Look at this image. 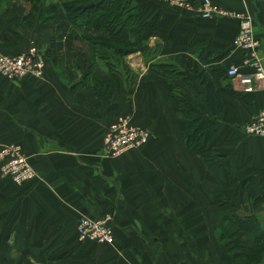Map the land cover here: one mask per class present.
<instances>
[{"label":"crops","instance_id":"crops-1","mask_svg":"<svg viewBox=\"0 0 264 264\" xmlns=\"http://www.w3.org/2000/svg\"><path fill=\"white\" fill-rule=\"evenodd\" d=\"M46 1H0V52L26 51L38 41L35 45L46 53L40 50V79L0 75V146L12 140L22 144L38 173L22 186L13 185L12 239L69 242L62 252L50 247L49 253L36 247L24 252L34 258L57 254L59 264H232L224 259L215 233L181 236L176 229L193 223L191 214L199 208L201 214H195L209 228L210 209L218 206L209 202L210 163L217 165L215 191L227 192L232 180L237 186L234 204L264 193V138L245 132L264 109V79L257 81L254 70L241 65L245 52L235 44L239 20L202 16L203 0H191V10L164 0H134L149 25L142 44L117 57L100 52L102 45L84 43L83 26L65 18L62 5L48 7ZM211 1L253 16L264 65V0ZM151 50L160 59L185 53L200 63L222 98V112L216 116L208 108L207 90L195 68H182L178 60L183 74L165 81L146 62L143 53ZM233 64L241 67L234 78L216 73ZM181 100L194 119L215 122L202 152L194 153L187 144L177 110ZM126 114L135 126L148 129V142L114 159L103 156V137ZM180 170L185 182L179 185ZM108 214L114 246L102 249L77 241L80 215L101 219ZM226 220L219 215L213 222L222 227ZM199 237L213 246L200 256L194 252L205 247L193 242L185 250L164 245L165 240Z\"/></svg>","mask_w":264,"mask_h":264},{"label":"trees","instance_id":"trees-1","mask_svg":"<svg viewBox=\"0 0 264 264\" xmlns=\"http://www.w3.org/2000/svg\"><path fill=\"white\" fill-rule=\"evenodd\" d=\"M93 1H63L64 17L79 22V25H82L86 31L92 30L93 36L84 35L83 37H86L84 39L92 42V45L104 46V49L111 50V54H118L120 57L131 49H136L149 22L137 12L134 0ZM83 19L90 24L83 25ZM130 22L134 24L132 25ZM135 35L141 36L137 43L133 38ZM176 59L181 60L182 68L190 70L195 68L199 72L200 79L207 90V106L214 115L220 114L223 110V101L208 71L201 68L200 63L195 62L185 53H180ZM226 70L227 67H220L216 73L226 75ZM180 73L183 74L182 69ZM182 79V81L188 82L187 78ZM177 110L183 120V134L187 136V144L194 153L202 152L208 147L213 137L212 127L215 122L194 119V112L183 100L178 102ZM205 158L207 161L208 157ZM262 199L261 196L257 197L253 201V205L250 206L248 203H241L238 207L231 204L228 209L223 211L227 215V220L220 229L223 240L221 246L235 264H246L247 262L249 264H264V219L260 215L259 209ZM223 204L226 203L223 202ZM241 209L247 213L240 214Z\"/></svg>","mask_w":264,"mask_h":264},{"label":"built area","instance_id":"built-area-1","mask_svg":"<svg viewBox=\"0 0 264 264\" xmlns=\"http://www.w3.org/2000/svg\"><path fill=\"white\" fill-rule=\"evenodd\" d=\"M174 7L191 10L194 8L193 2L190 0H169ZM199 13L207 17H227L237 18L239 20V31L235 36V44L245 52V58L242 61V66L251 67L254 70V78L257 81L264 79V65L259 57L257 49L260 43L254 37L255 24L252 15L241 12L228 11L220 5H215L211 0H203L199 7ZM42 53L31 42L26 51H19L14 55L0 52V75H3L9 80L16 78H26L29 76L43 77L44 63L41 60ZM241 71V67L237 64L229 65L226 70V75L229 78H234ZM109 128L108 132L103 137V148L101 149L103 156L110 159L119 157L132 147H141L149 140L148 129L137 127L131 122L130 115L119 116ZM247 134L258 135L264 138V109L252 118L249 125L246 126ZM20 147L13 148L9 146L0 151V159L8 155L10 159L6 166L7 172L12 175L15 182L19 183L24 180H31L36 175V170L29 164L26 157L19 153ZM111 216L108 214L101 219L92 216H81L77 219L76 236L84 241H96L100 244L111 241L113 239V227Z\"/></svg>","mask_w":264,"mask_h":264},{"label":"rangeland","instance_id":"rangeland-1","mask_svg":"<svg viewBox=\"0 0 264 264\" xmlns=\"http://www.w3.org/2000/svg\"><path fill=\"white\" fill-rule=\"evenodd\" d=\"M13 1H15V0H13ZM17 1L20 2V0H17ZM63 1H67V0H49V1H46V5H48V7H51L52 6L51 4H53V2L56 3V4L59 3L60 5H62ZM94 1H97V0H94ZM113 1L117 2V1H120V0H113ZM159 1H161V0H159ZM164 1H166V2L171 4V2L169 0H164ZM162 2H163V0H162ZM82 22H83L82 23L83 25L90 24V22H88L85 19H83ZM131 24L133 25L134 23H131ZM92 32H93L92 30H90V32H89V31L84 30V28H83L82 34H81V39H82V41L84 43L86 42L87 44L90 43V45H92L91 44L92 42H90L89 40L87 41L86 39H84L86 37H83L84 35H86V36L90 35V37H92L93 36ZM139 36L140 35H135L133 37L135 39V43L138 42L137 41L138 38L140 39L141 36L140 37ZM96 37H94V38H96ZM35 40H37V39L35 38ZM37 42H35V43L37 44ZM141 44H142V42L139 41V45H141ZM38 49L42 50V48L41 49L38 48ZM42 51L44 53V50H42ZM101 51H104L105 53H107V55H110L112 53L111 50L109 51V50H106L104 48H101L100 52ZM18 52H19V50H16V51H13V54H9V55H14L15 53H18ZM44 54H46V53H44ZM113 55H115V54H113ZM143 55L145 56L146 62L147 63L149 62V64H151L150 65L151 70H154V71L160 73L165 81L170 79V78H173V77L174 78H176V77L180 78L181 77V75H182L180 73L181 69L178 68V64H177V61L179 59L177 60L174 57L165 58V59L157 58L156 50H151V51H148V52H144ZM116 56L119 57L118 54H116ZM11 145L13 146V148L20 147L19 153H21L22 155L25 156V154H24L25 151H24L23 145L20 144L19 142H14L13 140H12V143L11 142H7V143H4L3 145H1L0 146V151H3L4 148L9 147ZM144 145H146V144H144ZM144 145H141V147H143ZM141 147H137V148L132 147L130 149H135L136 150V149H140ZM130 149H128V150H130ZM26 159H27V157H26ZM9 160L10 159L8 158V155L4 156V159H0V220H1V222H0V264H57V263L59 264V261L61 260V258L59 259L57 257V254H55V255L53 254L52 255V253H51V255L43 257L42 253H37L36 252L37 255L34 258V257H31V256L27 257L26 256L27 253H24V252H28L29 253L35 247L37 248V250L39 252L42 251L43 253L44 252L49 253V250H47L49 247H50V249H55L56 248V252L57 251L62 252L64 250V248H63L64 245L63 244H67V242H57V240L46 241V242H43L42 240H37L35 242H31L29 240L17 241V240L12 239V235H13V226H12V221H13V213H12V208H13V199H12L13 185L15 187L22 186L24 183L30 182L31 180H33L36 177H38V173H37V170H36V175L33 177V179L27 180V181L24 180V181H20L19 183H17V182L14 181L12 175H10L7 172V167H5ZM27 161L29 162L28 159H27ZM29 164L31 165L30 162H29ZM31 167H33V166L31 165ZM209 167H210V174L208 176L209 177V186H210L209 191H211L210 192V201L209 202L213 203V201H214V204L219 206V207L217 206L216 208L212 207L210 209V215L209 216H210L212 222L209 225V228H207V225H204V224L199 222L200 220L197 217L198 215L195 214V212L201 211V209L199 208L197 210L195 209V211L193 209H191V210L194 211V214H191L192 215V219H193V223L185 224V226H179L178 225V229H176L177 230L176 232L178 233V235L180 234L181 236H184L186 233H190V234L194 233V235H195L196 233H199V231L200 232L201 231H206V232L215 233L216 240H217L216 244L221 247V252L224 255L223 256L224 259L229 260L232 264H235L233 259H231L229 254L227 255V253H225L223 247L221 246L223 240H222V235H221L220 229L224 225L222 227H220L219 224H218L220 220L217 223L213 222V220L216 221V217H218L219 215H221V216L224 215L225 218H227V215H225V213H223V211L228 209L231 206V204L234 205V207H238L243 202H241L240 204H237V203L234 204L232 202V199L235 197L236 194H238V191H239L237 186L233 185V180L231 182L232 184L230 186L228 185L229 189H228L227 192L225 191L223 193H220V192L214 190V187H216L215 185L218 184V177H216V173H217L216 167H217V165L210 163ZM184 173H185L184 170L183 171L182 170L179 171V176H178L179 185L180 184H184V182H185V178H184V176H182ZM194 181H195V184H196L197 178H195ZM227 182H230V181H227ZM199 183H200V181L198 182V184ZM228 184H230V183H228ZM259 194L260 195H255V193H253L252 196L254 195L255 197H254L253 200L252 199L250 200L248 205L249 206L253 205V201L255 199H257V197L261 196L263 199L260 200L261 205H260L259 209H260V215L264 219V193H262V194L259 193ZM236 197H237V195H236ZM223 202L226 203V204L223 205ZM220 203L223 206V207H221V209H220V205H221ZM179 211H181V210H179ZM245 213H247V212H245V211H243L241 209L240 214L243 215ZM200 214L201 213L199 212V215ZM81 216L84 217L86 215H80L79 217H81ZM113 232H114V229H113ZM76 238L78 239L77 240L78 242L93 243V244L97 245L98 248H102V249L107 248V247H112L116 243L114 236H113V239L111 241L104 242V244H100V243H98L96 241H93V240H90V241L80 240L79 237H77V236H76ZM191 242H193L195 244V247H198V248L205 247L203 251L194 252V255L200 256V255H202L203 252H204V254L207 252V250H208L207 247L209 249L213 248V246L211 245V243H212L211 241H207V239L201 238V237H199V239L194 240V241L193 240H180V239H177V240H173L172 239V241H170V240L166 241L165 240V244L164 245H166V247H168V245L170 244L171 248L181 247V249L185 250L186 248H188V246L190 245ZM177 243H179V245H177ZM58 244H60V245H58ZM57 245H58V248H57ZM69 245H70V243L68 242L67 246H69ZM263 262H264V258H263ZM246 264H249V262H247Z\"/></svg>","mask_w":264,"mask_h":264}]
</instances>
